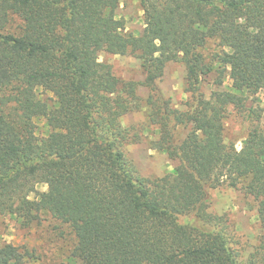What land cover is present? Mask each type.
Masks as SVG:
<instances>
[{
	"label": "trees",
	"instance_id": "16d2710c",
	"mask_svg": "<svg viewBox=\"0 0 264 264\" xmlns=\"http://www.w3.org/2000/svg\"><path fill=\"white\" fill-rule=\"evenodd\" d=\"M120 5L0 0V215L25 228L50 216L74 236L77 264H264V124L253 106L264 90V0H141L139 35L122 30ZM104 52L136 58L145 79L118 77ZM171 62L186 71L185 109L159 86ZM231 107L249 118L241 150L225 139ZM139 112L143 123L124 124ZM150 127L151 148L183 172L148 178L126 155ZM39 184L48 190L32 199ZM224 184L258 206L262 235L245 261L226 216L210 211ZM33 259L0 247V264Z\"/></svg>",
	"mask_w": 264,
	"mask_h": 264
},
{
	"label": "rangeland",
	"instance_id": "374dc122",
	"mask_svg": "<svg viewBox=\"0 0 264 264\" xmlns=\"http://www.w3.org/2000/svg\"><path fill=\"white\" fill-rule=\"evenodd\" d=\"M117 13L125 33L139 35L143 32L145 22L141 0H121ZM100 61L111 64L115 74L122 79L138 81L145 79L143 70L139 67V61L132 56L112 55L104 52L100 55ZM185 76L184 66L181 63L171 62L167 65L165 75L159 83L165 95L171 98L180 109H185L189 100L188 94L184 91ZM232 84L228 78L219 89H227ZM213 89H218V87L209 84L204 88L208 95ZM141 93L146 94L147 89L142 88ZM254 102L253 106L261 113L264 124V90L255 96ZM248 106H252L251 100ZM239 109L230 108L225 121V139L241 150L247 135L249 118L238 112ZM144 120V114L139 112L125 116L123 122L125 125H137L143 123ZM32 125L38 138L43 139L47 136L49 129L45 119L36 118ZM143 139L142 143L131 144L125 148L126 155L135 162L143 176L159 178L168 173L183 172L184 165L180 161L172 160L166 153L151 148V143L159 139L157 128L150 127L145 130ZM47 190L48 187L45 184H39L36 187V193H33L31 198L34 199L37 193ZM210 211L226 216L234 236L233 248L245 261L259 244L262 235L258 206L254 198L241 189L224 184L210 191ZM182 221L186 222L187 219L182 218ZM6 244L29 250L34 255L33 264H77L70 259L71 250L75 246L74 236L50 216H43L40 222L25 228L14 217L0 215V247Z\"/></svg>",
	"mask_w": 264,
	"mask_h": 264
}]
</instances>
